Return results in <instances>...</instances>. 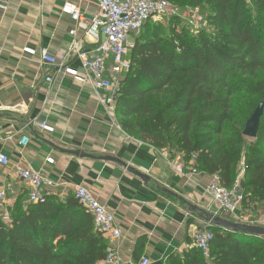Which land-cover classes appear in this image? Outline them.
<instances>
[{
  "label": "trees",
  "instance_id": "1",
  "mask_svg": "<svg viewBox=\"0 0 264 264\" xmlns=\"http://www.w3.org/2000/svg\"><path fill=\"white\" fill-rule=\"evenodd\" d=\"M206 2L209 31L184 24L135 35L114 95L116 119L123 132L156 150L172 144L186 163L194 156L191 168L217 175L227 188L238 178L243 207L264 204V107L256 136L242 135L264 102V0ZM5 219L0 264H96L105 255L106 241L73 196L46 192L35 203L18 200ZM207 229V256L187 236L165 264H264V236Z\"/></svg>",
  "mask_w": 264,
  "mask_h": 264
},
{
  "label": "crops",
  "instance_id": "2",
  "mask_svg": "<svg viewBox=\"0 0 264 264\" xmlns=\"http://www.w3.org/2000/svg\"><path fill=\"white\" fill-rule=\"evenodd\" d=\"M3 1L0 137L9 138L0 140V152L8 156L9 164L0 166V189L9 198V213L16 201L28 200V188L17 177L16 167L41 169L55 184L42 188L44 193L65 199L75 186H83L114 214L122 233L112 245L122 264H139L142 257L149 264H165L170 253L186 246L187 236L207 225L189 204L215 213L206 193L211 175L191 173L181 154L172 156L129 136L120 128L114 106L101 103L106 91L93 87L91 73L70 51L74 41L92 50L94 39L86 24L72 21L63 8L74 3L91 19L99 11L98 0ZM71 28L74 35L68 33ZM24 48L34 49L35 55ZM42 49L64 66L43 62ZM40 121L51 131L42 129ZM23 136L28 140L24 146L19 144ZM76 150L79 155L68 152ZM49 157L52 163L46 162ZM222 214L232 221L250 216L264 226V204H241L236 218Z\"/></svg>",
  "mask_w": 264,
  "mask_h": 264
},
{
  "label": "built area",
  "instance_id": "3",
  "mask_svg": "<svg viewBox=\"0 0 264 264\" xmlns=\"http://www.w3.org/2000/svg\"><path fill=\"white\" fill-rule=\"evenodd\" d=\"M3 2L0 0L1 7L5 6ZM63 8L69 13L72 21L86 24V30L95 42L94 48L87 50L80 41H74L70 51L79 60L82 68L91 73L93 87L106 91L105 96L101 98V103L114 106V95L117 93L120 77L130 66L128 55L134 46L135 35L149 18L170 9V2L168 0H98L99 11L91 19H86L74 3H66ZM195 20L198 22L197 19ZM75 31L74 28H71L68 33L74 35ZM23 51L29 55L36 53L32 48H24ZM39 55L45 63L56 65L59 68L64 66L63 62L57 61L45 49L40 50ZM45 79L48 82L51 81L49 77ZM37 124L42 129L51 131V127L45 121H40ZM8 138L9 136L0 137V140ZM27 141V138L23 136L19 139V144L24 146ZM46 162L52 163L53 158H47ZM193 162L194 156L191 157L188 164L192 166ZM8 164V156L4 152H0V166L6 167ZM15 172L28 188L29 202H38L44 194L42 188L55 185L41 169L17 166ZM196 172L195 168H191V173ZM206 193L216 208L213 214L215 216H218V212L235 216V212L241 206L244 198L238 178L231 187L227 188L219 182L217 175H211ZM72 196L91 216L94 229L107 242L105 255L99 264H122L114 245H112L122 233L114 214L83 186H75ZM4 199L5 191L0 189V202ZM236 220L241 223L256 224L249 220L242 221L239 217ZM207 227L208 224L190 234L193 243L203 256L208 255L209 241L212 238ZM139 264H149V260L142 257Z\"/></svg>",
  "mask_w": 264,
  "mask_h": 264
},
{
  "label": "rangeland",
  "instance_id": "4",
  "mask_svg": "<svg viewBox=\"0 0 264 264\" xmlns=\"http://www.w3.org/2000/svg\"><path fill=\"white\" fill-rule=\"evenodd\" d=\"M171 4V8L162 14L155 15L149 18L148 25L142 30H139L140 33H146L151 35L153 31H164L167 32L169 28H176L180 30L183 26H188L191 32H195L197 29L204 28L206 25L205 17L208 15V3L206 0H195L196 2H182L181 0H168ZM179 17V22H176V17ZM175 17V18H174ZM198 22H196V20ZM185 24V25H184ZM206 28V27H205ZM207 31L211 30V27L206 28ZM173 150V151H171ZM163 152L171 151L172 156H180V153L175 152L172 144H169L165 147ZM9 198H6L0 202V216H3L5 221L9 219V206H7ZM247 215V214H246ZM249 221L257 223V220L248 217Z\"/></svg>",
  "mask_w": 264,
  "mask_h": 264
},
{
  "label": "water",
  "instance_id": "5",
  "mask_svg": "<svg viewBox=\"0 0 264 264\" xmlns=\"http://www.w3.org/2000/svg\"><path fill=\"white\" fill-rule=\"evenodd\" d=\"M263 107H264V102L260 101L255 109L252 111L250 116L247 118V120L244 123V127L242 130V135L248 138H254L257 134V130L259 127V120L263 112ZM66 151V150H65ZM72 154L79 155V152L76 151H68ZM83 155V154H82ZM104 160H114L116 161L115 158L112 157H102ZM130 169V168H129ZM131 172L135 173L136 175L140 177H145L143 174L134 172V170L130 169ZM189 207L191 210L194 212L198 213L201 215L203 220L208 224V227H219L222 229H228V230H233L236 232H242L246 234H252V235H261L264 236V226L263 225H257V224H246V223H241V222H232L228 219H225L221 216H215L211 215L204 210L189 204Z\"/></svg>",
  "mask_w": 264,
  "mask_h": 264
}]
</instances>
